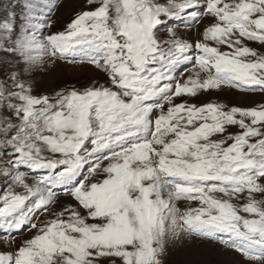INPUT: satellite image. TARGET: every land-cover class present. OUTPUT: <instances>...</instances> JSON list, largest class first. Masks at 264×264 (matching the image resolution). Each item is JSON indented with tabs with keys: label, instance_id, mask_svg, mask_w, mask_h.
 I'll list each match as a JSON object with an SVG mask.
<instances>
[{
	"label": "snow or ice",
	"instance_id": "6c2138e0",
	"mask_svg": "<svg viewBox=\"0 0 264 264\" xmlns=\"http://www.w3.org/2000/svg\"><path fill=\"white\" fill-rule=\"evenodd\" d=\"M61 2L0 8V264H163L182 235L264 264V103L191 102L264 94V0H84L52 32ZM57 61L97 78L33 95Z\"/></svg>",
	"mask_w": 264,
	"mask_h": 264
},
{
	"label": "rangeland",
	"instance_id": "374dc122",
	"mask_svg": "<svg viewBox=\"0 0 264 264\" xmlns=\"http://www.w3.org/2000/svg\"><path fill=\"white\" fill-rule=\"evenodd\" d=\"M164 2V0H161ZM9 0H0V8L6 7ZM84 7V0H62L60 7L53 16L52 32L63 30V26L70 20L75 12ZM19 12V9H17ZM204 23H208L204 20ZM185 39L195 40V30L190 33L183 29H178ZM163 35V31L161 33ZM250 47L260 49L258 44H250ZM6 71V66L0 68V75ZM97 78V73L87 64H70L65 61H57L54 65L45 63L44 67L35 72L32 77L33 95L51 94L60 88L84 87ZM220 102L230 106H240L250 108L260 103H264V94L242 93L235 89H223L213 92L208 96L192 98L193 103L200 104L205 102ZM7 181L0 180V188H4ZM259 198V197H258ZM67 200V197H63ZM177 208L184 210L188 206L186 201H176ZM194 206V205H193ZM177 227L169 222V228ZM178 230V228H177ZM30 235L25 232L16 240H22ZM15 246V245H13ZM3 241H0V251H6ZM163 264H244L242 258L219 243L203 240L196 236L182 235L180 239L170 240L167 254L162 258Z\"/></svg>",
	"mask_w": 264,
	"mask_h": 264
}]
</instances>
